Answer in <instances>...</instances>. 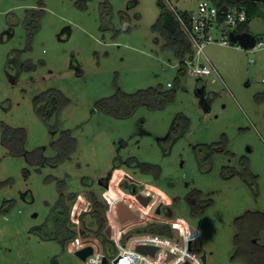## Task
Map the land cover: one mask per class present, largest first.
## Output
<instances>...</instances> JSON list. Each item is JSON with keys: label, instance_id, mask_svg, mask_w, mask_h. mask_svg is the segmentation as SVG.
<instances>
[{"label": "rangeland", "instance_id": "obj_1", "mask_svg": "<svg viewBox=\"0 0 264 264\" xmlns=\"http://www.w3.org/2000/svg\"><path fill=\"white\" fill-rule=\"evenodd\" d=\"M159 1L0 0V264H84L52 223L62 184L67 199L75 196L66 201L69 228L96 251L104 246L83 226H93L91 196L107 207L104 228L93 229L114 248L119 235L127 233L128 246L140 237L136 229L165 223L200 231L207 264H264V228L254 252L235 244L236 221L264 213V5L248 26L263 39L259 47L210 43L194 66L212 65L218 74L194 76L188 65L178 80L180 61L152 30ZM162 1L196 12L204 0ZM37 22L29 38L26 24ZM160 87L175 93L172 102L101 108ZM50 89L70 103L45 123L34 103ZM4 125L25 130L22 153L3 143ZM68 130L76 150L54 165L55 144ZM197 194L204 208L194 213L188 197ZM120 204L134 217L122 221Z\"/></svg>", "mask_w": 264, "mask_h": 264}, {"label": "trees", "instance_id": "obj_2", "mask_svg": "<svg viewBox=\"0 0 264 264\" xmlns=\"http://www.w3.org/2000/svg\"><path fill=\"white\" fill-rule=\"evenodd\" d=\"M215 5H217L221 10H230L234 8L245 9L247 14V21L244 24L238 26V32L249 31L248 26L250 22L259 15L261 12L260 4L257 2H252L251 0H211ZM105 8L102 9V19L104 18L106 11L109 9V2L105 3ZM159 8V17L156 20L155 24L152 27L153 32H156L164 37L166 44L165 47L172 51L174 56L180 61V69L178 71V80L186 74L185 70V60L193 58V50L191 45L176 17V15L171 11V9L162 1L158 2ZM180 14L188 19L190 15L189 12H182ZM27 31L29 33V38H32L34 34L40 28L39 22L34 26L26 24ZM259 43L263 42L262 38H258ZM122 95V94H120ZM120 99V96H117L116 99L106 100L101 102V108L105 109L107 112H115L116 109H119L124 104L133 103L131 108L141 101L148 100L155 102L157 99H161V105L172 102L175 98V93L173 91H163L162 87L160 88H151L146 91H141L135 95L123 94ZM70 103L69 99L57 89H50L45 92L41 97L36 98L34 106L36 114L45 122L49 123L55 117L60 115V112L64 107ZM104 104H109L105 107ZM112 104V105H111ZM129 112V110H128ZM4 135L3 143L15 154H20L23 152V145L26 138L25 130L15 129L4 125ZM77 141L73 137L71 131H64L60 140L55 144V149L57 151V156L52 160L54 165H59L67 160L71 159L72 154L76 150ZM215 147V146H214ZM213 147V148H214ZM212 148V147H211ZM221 150L220 147L216 148ZM215 149V150H216ZM40 152V150L38 151ZM248 167L246 166L245 170L247 171ZM247 177H245V180ZM108 183L106 179L103 184ZM61 186V185H60ZM63 184L60 187L61 195L59 202L56 207L55 217L52 220L53 225L55 226L56 235L62 238V246L67 247L70 241L77 238V232L69 228L68 223L70 222V210L71 207L66 204L67 200H72L75 196L67 199L63 192ZM200 194L190 195L188 197L189 202L193 208L194 213L201 206L197 203L198 196ZM91 201L93 203L94 211L91 213L93 226H88L85 223L83 217L81 221L84 224V229L92 232L104 246L105 252L107 255H113L115 253V248L110 241L106 238L104 234L98 229H93L94 226H99L100 229L104 228V214L103 211L107 209L105 205L100 203L95 196H91ZM203 207V206H202ZM204 208V207H203ZM86 215V213H84ZM167 219L171 217L167 216ZM236 226L238 228V235L236 236L235 244L238 248V251L242 253L244 249L247 251L254 252L255 248L258 246L257 241L259 239L260 231L264 228V213H248L246 216L239 218L236 221ZM138 235H155L161 236L169 239L176 238V232L173 230L171 225L165 223H151L145 227L136 229L134 231ZM84 234V233H83ZM109 246H113L109 249ZM198 252L201 250L197 247Z\"/></svg>", "mask_w": 264, "mask_h": 264}, {"label": "built area", "instance_id": "obj_3", "mask_svg": "<svg viewBox=\"0 0 264 264\" xmlns=\"http://www.w3.org/2000/svg\"><path fill=\"white\" fill-rule=\"evenodd\" d=\"M170 9L175 13L193 50V58L185 60L186 67L188 65L194 66L196 56L205 57L204 49L208 44L215 42L224 46L232 44L229 39L230 33L237 31L238 26L247 21L245 9L221 10L210 0L200 2L197 11L190 13L188 19L183 17L176 8ZM215 32L221 33L220 39L215 36ZM260 44H257L256 47H259ZM190 73L194 76L218 74L212 65L203 64L194 66ZM75 217L74 211L72 212L73 222H75ZM76 223L78 224V221ZM175 230L177 231L175 239L155 235H140L137 238L130 237L128 246L122 243L127 233L119 235L113 239L115 244L113 255H107L105 251H96L91 242L83 243L78 237L72 240L70 245L74 247V252L86 247L93 248V254L84 261V264H204L203 255L196 248L202 239V233L191 227L186 228L180 225H175ZM138 246L155 247L157 251L153 256L145 255L137 251ZM170 254L173 255L172 259H169Z\"/></svg>", "mask_w": 264, "mask_h": 264}, {"label": "water", "instance_id": "obj_4", "mask_svg": "<svg viewBox=\"0 0 264 264\" xmlns=\"http://www.w3.org/2000/svg\"><path fill=\"white\" fill-rule=\"evenodd\" d=\"M252 2H260V3H264V0H251ZM230 40L233 44H238L240 47H242L243 49H246V50H252L254 49L257 44H258V40L257 38L252 35L251 33L249 32H243V33H236V32H231L230 33ZM201 93L204 92V88L201 89L200 91ZM205 108L208 110L209 109V106L207 104H205ZM133 193H136V191H133ZM138 199L141 201V203L143 205H148V203L150 202V198H144L142 196H139ZM119 214H120V217L122 219V221H125L129 218H132L134 217V214L126 207L124 206L123 204H120L119 205V210H118ZM158 212H160V210H158ZM176 234H177V231H175ZM106 234L108 236L111 235V229L108 228L106 230ZM137 251H139L140 253L142 254H145V255H155L156 251H157V248L155 247H151V246H138L137 247ZM94 250L92 247H86L80 251H78L76 253V255L84 262L86 261V259L91 256L93 254ZM173 255L170 254L169 256V259H172ZM202 260L204 262V264H207V257H206V254H204L202 256Z\"/></svg>", "mask_w": 264, "mask_h": 264}, {"label": "crops", "instance_id": "obj_5", "mask_svg": "<svg viewBox=\"0 0 264 264\" xmlns=\"http://www.w3.org/2000/svg\"><path fill=\"white\" fill-rule=\"evenodd\" d=\"M211 1V0H210ZM257 3H259L260 4V9H261V5L263 4L264 5V3H260V2H257ZM234 8V7H233ZM182 12H189V13H192L191 11H189V10H185V11H182ZM233 32H236V33H243V32H238V31H233ZM244 32H249V31H244ZM250 33V32H249ZM256 37V36H255ZM257 38V37H256ZM229 39H230V37H229ZM257 40H258V38H257ZM231 41V40H230ZM232 43V42H231ZM258 44H259V41H258ZM232 45H233V43H232ZM236 45H238V44H236ZM239 46V45H238ZM240 47V46H239ZM242 48V47H241ZM209 62V61H208ZM210 63V62H209ZM185 70H186V73H187V68H185ZM161 196H166L162 191H161ZM167 197V199H169V197L168 196H166ZM170 200V199H169ZM169 204H171V201H165L164 203H163V205H169Z\"/></svg>", "mask_w": 264, "mask_h": 264}, {"label": "flooded vegetation", "instance_id": "obj_6", "mask_svg": "<svg viewBox=\"0 0 264 264\" xmlns=\"http://www.w3.org/2000/svg\"><path fill=\"white\" fill-rule=\"evenodd\" d=\"M102 185H105V184H102Z\"/></svg>", "mask_w": 264, "mask_h": 264}]
</instances>
